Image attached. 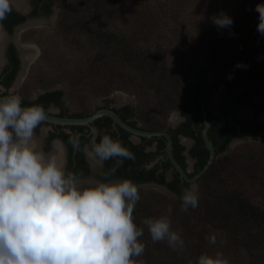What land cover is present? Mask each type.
<instances>
[{
    "label": "trees",
    "instance_id": "obj_1",
    "mask_svg": "<svg viewBox=\"0 0 264 264\" xmlns=\"http://www.w3.org/2000/svg\"><path fill=\"white\" fill-rule=\"evenodd\" d=\"M155 1L151 5L144 0H122L121 13L130 14L120 17L132 23V28L109 27L100 15L104 2L89 4L85 15L80 10L64 9L53 36L40 46L39 60L31 70L39 75L35 83L48 87L42 77L44 67L51 61L47 54L58 49L54 58L58 61L52 68L57 71L58 81L71 92L70 97L98 98L113 91L132 93L137 98L138 119L148 130H158L162 126L158 117L193 100L200 79L198 76L195 84L186 83L183 75H177L163 58L183 62L207 49L211 64L226 70L233 67L239 77L254 87L248 94L257 93L264 103L260 99V96L264 98V35L257 30L259 13L255 11L256 5L264 4V0H214L218 6L222 3L228 8L232 6L230 13L228 8L221 12L233 21L223 28L213 23V18L221 15L215 11L205 13L201 20L186 22L198 23L203 28H176L183 21L180 13L194 6L200 11L206 0ZM133 8H136L134 14ZM233 8L240 10L238 19ZM208 33L212 36L206 37ZM58 42L62 46L57 47ZM64 47L74 65L69 58L59 55ZM236 63L239 66L233 65ZM205 72L206 68H202L201 75ZM258 131L250 129L253 141ZM244 154V158L234 153L212 163L197 182L199 204L195 209L189 207L185 211L181 203L166 194L140 190L133 218L137 226L144 228L143 236L138 239L146 247L142 256L133 257L137 264H189L190 261L196 264L202 253L218 251L228 264H264V207L247 200L241 189L243 181L248 179L264 189V168L260 167L264 163V143ZM117 168L120 176L133 182L154 181L152 175L146 179L141 173L137 177L130 172L126 159ZM178 179L176 174L175 179L165 184L177 197L181 195ZM158 183L163 185L164 181ZM186 187L183 184L182 188ZM169 205L172 230L184 240V247L177 250L166 242L154 243L142 224L146 217L165 214ZM212 236L216 237L215 244L209 242Z\"/></svg>",
    "mask_w": 264,
    "mask_h": 264
},
{
    "label": "clouds",
    "instance_id": "obj_2",
    "mask_svg": "<svg viewBox=\"0 0 264 264\" xmlns=\"http://www.w3.org/2000/svg\"><path fill=\"white\" fill-rule=\"evenodd\" d=\"M10 0H0V26L11 12ZM257 30L264 35V4H257ZM228 27L231 17L213 18ZM22 98H0V264H137L146 245L138 238L144 228L134 222L140 200L139 186L130 179L85 183L67 171L51 153L33 145L35 130L46 119L42 105L22 107ZM79 150V134L69 141ZM87 150V146H86ZM90 152L102 166L109 159L117 165L135 154L119 139L104 134ZM182 208L199 204L198 185L181 189ZM172 207L159 217H146L151 240L173 249L184 247L181 235L172 230ZM211 244L216 237L209 238ZM189 264H192L190 261ZM196 264H228L222 252L202 253Z\"/></svg>",
    "mask_w": 264,
    "mask_h": 264
},
{
    "label": "flooded vegetation",
    "instance_id": "obj_3",
    "mask_svg": "<svg viewBox=\"0 0 264 264\" xmlns=\"http://www.w3.org/2000/svg\"><path fill=\"white\" fill-rule=\"evenodd\" d=\"M103 1L10 0L12 10L0 26V98L18 94L22 98V107L38 104L45 108L46 115L66 118H85L98 110L107 109L114 112L130 127L144 131H164L171 140L172 157L188 177L194 176L208 158V151L202 138L206 123L220 122L210 124L206 132L207 140L214 148L216 159L233 142L253 140L250 129L259 130L258 135L264 134V122L261 121L264 119L260 117L264 111V103L258 100V97H254L255 93L248 94L252 89L237 92L226 99L216 98L210 101L212 85L202 78L199 79L198 87L195 89L194 99L175 110L178 120L174 123L170 120L164 121L165 123L158 130H148L149 128L140 123L136 113L135 97L123 100L121 103L115 99L116 105L111 104L113 101L110 100L109 95L98 97L94 98L89 107L87 98H72L67 88L33 87L38 84L29 83L28 80L38 78L37 75L34 77L31 70L40 55V45L35 44L34 40H39L38 38L45 33L48 36L53 35L64 9L80 10L85 15L89 4L103 3ZM37 50L39 54L34 59ZM241 108L245 110L240 115L243 119L237 118L236 115ZM106 133L114 139H119L135 154L134 161L126 159L130 172L137 177L141 173L146 179L152 175L154 179V181L150 179L134 182L135 184L154 183L166 187L165 184L175 179L177 172L166 157L164 137L133 136L114 125L107 116L98 117L89 126L42 122L35 130L33 145L46 154H53L67 171L77 174L85 183L126 179L119 175L118 168L113 175H106L117 165V159H109L101 166L90 152L91 144L99 142ZM73 134H79V150L69 142ZM187 158L192 163L191 172L186 170ZM161 180L164 181L163 185L158 183ZM185 183L178 179L177 188L182 189ZM186 184L188 188L190 185Z\"/></svg>",
    "mask_w": 264,
    "mask_h": 264
},
{
    "label": "rangeland",
    "instance_id": "obj_4",
    "mask_svg": "<svg viewBox=\"0 0 264 264\" xmlns=\"http://www.w3.org/2000/svg\"><path fill=\"white\" fill-rule=\"evenodd\" d=\"M126 1V0H125ZM146 3L148 4H154L156 3L155 0H144ZM161 1V0H160ZM103 7L101 8V12L100 15L104 16V19L106 21V24L109 25V27L111 28H132L133 24L129 23V21H126L124 19H122V17L120 16H128L130 14V12L128 11L127 14L121 13V8L123 7V4H121L122 0H104L103 1ZM115 3V5H114ZM121 4L122 6L118 5ZM231 6V5H230ZM228 7H226L223 3L220 4L218 6V3L215 2L214 0H206L205 2L202 3L201 9L200 11H198L196 9V7L194 6V8H190L187 9L186 12L184 13H180V15L182 16V24L177 26L176 28H199L202 25H198V23H195V25H189L186 22L190 21V20H201V17L203 15H205V13L207 12H211V11H215L221 14V12H225V10H227ZM141 9V8H139ZM145 9V7L143 8ZM235 10V14H236V18L238 19L239 16V11L238 9H234ZM133 14L136 12V8L132 9ZM232 11V6L228 8L227 12L230 13ZM133 14H131L130 16H133ZM112 18V20H111ZM125 24V25H124ZM172 27V26H171ZM203 28V26H202ZM45 35V36H44ZM53 35L48 36L47 33L43 34V36L41 35L38 39L39 40H34L35 44H39L40 46L43 45L45 42L49 41L48 39L51 38ZM212 36L210 33H208L206 35V37H210ZM31 46V44H29ZM177 45V44H176ZM181 45V44H179ZM36 46V45H35ZM62 46V44L60 42L57 43V47ZM38 47V46H36ZM57 50V51H56ZM54 51H50V53L47 54V56H49L51 59L48 60L49 64L48 66L44 67V74H42V77L44 79L43 84L48 85V87L51 88H67L66 84H63L61 82H59L58 77H57V71L52 68L53 64H57V59H54L55 57L57 58V54H58V49H56ZM41 51V49H40ZM68 50L64 47L61 50H59V55L65 56L66 58H69L68 55ZM207 49H205V51H201L199 52L195 57H192L190 60H186L183 62L174 60V59H169V58H163L164 61L169 63V66H171L172 70H175L177 75H183L182 77L185 78L186 83L190 82L191 84H195L196 82V78H198V76H200V78L204 79V81L206 83H209L212 85V89H211V94L209 97V100H213L216 98H221V99H226L228 97L233 96L234 94H236L237 92L240 91H244L246 89H253L254 87L252 86V84H250V82L248 80H246L245 78L239 77L237 70H234L233 67L229 68V69H221V67H218L216 65L211 64L210 60H208V53H207ZM67 53V54H66ZM162 52L158 49L157 50V54H161ZM39 51L37 50V53H35L34 55V59H36L38 57ZM66 54V55H65ZM40 56V55H39ZM45 56H46V52H45ZM163 55H161L160 60H162ZM39 60V57H38ZM37 60V61H38ZM70 61H72V65H74V60H72L71 55L69 58ZM76 60V59H75ZM40 62H43V60H40ZM45 63V62H44ZM237 64V65H236ZM233 64L234 66H239L238 63ZM72 68V67H71ZM71 68L69 70H71ZM202 68H206V72L205 74L201 75V70ZM32 74L34 75V77L37 75L39 76L37 73L35 74V72H32ZM35 79H30L28 80L29 83H33ZM31 85V84H30ZM33 87H37L39 88L40 86H33ZM32 86H30V88H33ZM47 87V88H48ZM133 97L136 98V96L132 93L129 92H124V91H113L110 95L109 98L110 100H112L113 102L111 103L112 105H116L115 99L118 102L120 99L121 101L118 103H121L123 100H130ZM254 97H258L259 100V96L257 93H255ZM260 99H264L260 96ZM94 98L90 97L88 98V106L91 107V104L93 103ZM137 100V98H136ZM174 110L168 111L165 113V115L159 116L158 119L161 118V120H159L161 122V124H164V121H168L170 120L171 123H174L178 120L177 117V112ZM245 110L244 108H241L238 112H237V118L239 119H243L240 117V115L242 113H244ZM260 117L262 119H264V111H262V114L260 115ZM157 119V120H158ZM262 122H264V120H261ZM141 123V122H140ZM264 143V134H260L258 135L256 140H240V141H236L233 142L232 144L228 145L226 147V149L224 150V152L222 154H219L217 156V158H221L224 156H229L232 154H239L242 156V158H244L246 155L244 154L247 150L249 149H258L259 146ZM244 160V159H243ZM186 170L188 172L192 171V163L188 160V158L186 159ZM260 167L264 168V163H261ZM264 173V172H262ZM245 181V180H244ZM242 183V187L241 189L244 192V195L246 197L247 200H249L251 203H253L254 205L258 206V207H264V189H262V187H260L256 181H253V179H248L246 182ZM139 190H154L163 194H166L167 197L169 199H172L173 201L179 202L181 203V201L179 200V197H172L169 194H167L166 192H164L163 190L156 188L154 186H149L146 185L144 187H139Z\"/></svg>",
    "mask_w": 264,
    "mask_h": 264
},
{
    "label": "water",
    "instance_id": "obj_5",
    "mask_svg": "<svg viewBox=\"0 0 264 264\" xmlns=\"http://www.w3.org/2000/svg\"><path fill=\"white\" fill-rule=\"evenodd\" d=\"M100 116H107L111 119L112 123L114 125H117L118 127L122 128L123 130L127 131L133 136L136 137H142V138H160L164 137L166 139L165 144V153L166 157L171 163L173 169L177 172L178 177L181 181H184L188 183L189 185L196 183L201 176L205 174V172L209 169V167L212 165L214 160L216 159V155L214 153V148L211 146L210 142L207 140L206 132L207 128L210 124H219L220 122L212 121L209 123H206L204 130L202 131V138L204 141V145L208 151V158L205 162V164L202 166V168L192 177H188L186 172L180 167V165L175 161V159L171 155V140L169 135L164 131H144L139 130L133 127L128 126L124 122L120 120V118L112 111L107 109H102L94 112L90 116H87L85 118H66V117H57V116H51L46 115V119L43 122L57 124V125H85L89 126L90 123H92L95 119H97ZM139 187H144L146 185L154 186L156 188H159L169 194L172 197H176V195L171 192L167 187L156 185L154 183H140L137 184Z\"/></svg>",
    "mask_w": 264,
    "mask_h": 264
},
{
    "label": "bare ground",
    "instance_id": "obj_6",
    "mask_svg": "<svg viewBox=\"0 0 264 264\" xmlns=\"http://www.w3.org/2000/svg\"><path fill=\"white\" fill-rule=\"evenodd\" d=\"M24 56V55H23ZM119 101L118 102H120L121 100L120 99H118Z\"/></svg>",
    "mask_w": 264,
    "mask_h": 264
}]
</instances>
